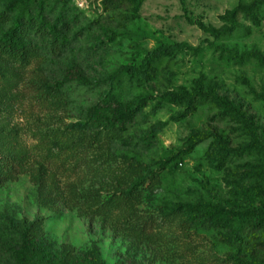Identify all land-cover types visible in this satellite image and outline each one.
Segmentation results:
<instances>
[{
	"label": "rangeland",
	"instance_id": "374dc122",
	"mask_svg": "<svg viewBox=\"0 0 264 264\" xmlns=\"http://www.w3.org/2000/svg\"><path fill=\"white\" fill-rule=\"evenodd\" d=\"M11 1L0 0V12ZM239 1L247 0H144L135 12L125 0H70L66 4L19 0L13 15L30 10L43 13L51 22L63 12L67 27L61 29V43L51 49L45 41L24 79L7 92V98H0V155L12 151L22 155L21 170L0 177V212L16 219L43 218L45 237L55 248L67 245L76 253L96 245L105 264H235L236 254L244 264H264V229L185 227L181 217L171 213L178 202L197 200L264 209V153L246 149L247 135L236 130L231 120L220 119L210 101L179 120L173 117L180 106L153 109L150 103L136 116L125 138L111 144L110 170L123 168L126 156L158 176L150 185L145 183L127 209L95 213L100 203L91 208L92 202L83 194L102 184L98 171L84 157L79 160L41 141L63 122L74 120L80 109L110 85L122 99L137 94L158 96L180 88L190 91L199 76L214 82L219 95L241 102L264 129V18L255 25L238 16L233 31L221 38L203 28H222L221 16ZM176 42L200 46L202 51L178 52L164 59L149 79L118 72L122 65H138L145 52L159 44ZM70 62L88 81L87 86L72 85L68 91L77 102L75 108L57 109L36 99L37 92L29 83L41 76L37 68L50 79H58ZM194 132L206 137L164 164L185 148L186 138ZM216 136L232 151L222 165L211 152ZM38 172L46 179L44 188L34 185ZM147 175L146 171L143 176ZM0 235L18 241L16 234L3 229ZM0 264L18 263L0 252Z\"/></svg>",
	"mask_w": 264,
	"mask_h": 264
},
{
	"label": "trees",
	"instance_id": "16d2710c",
	"mask_svg": "<svg viewBox=\"0 0 264 264\" xmlns=\"http://www.w3.org/2000/svg\"><path fill=\"white\" fill-rule=\"evenodd\" d=\"M62 1L66 4L70 0ZM107 1L114 3L117 0ZM125 1L135 12L144 2ZM18 2L19 0H12L0 12V98H7L5 96L7 92L24 79L32 61L40 56V48L45 41L50 43L51 49H55L61 43L60 37L63 34L61 29L67 27L65 26L67 17L63 12L58 13L51 22L47 21L43 13L33 14L30 10L13 15L12 9ZM238 16L258 25L264 18V0L239 1L235 7L221 16V20L225 22L222 28L216 29L212 26L203 28L215 38L224 37L236 27ZM201 51L200 46H192L186 42L162 43L146 51L138 65H122L118 72L129 78L143 76L149 79L164 59L178 52L198 54ZM37 69L42 73L41 76L29 83L31 90L37 92L36 99L57 109H70L69 106L75 108V102L70 98L68 91L72 85L80 87L88 85L79 67L72 62L67 63L58 79H50L42 69L39 67ZM208 101L216 106L220 119L231 120L235 123L236 130H241L247 135L249 143L246 149L264 153V129L258 125L254 115L248 114L241 102H236L226 95H219L216 84L208 81L205 76L194 79L190 91L180 88L178 91H166L158 96L137 94L132 98L122 99L110 85L84 110L79 108L74 120L63 122L53 134L42 136L41 141L51 149H65L69 155L79 160L84 157L85 161L92 165L93 170L98 171L102 184L83 194L92 202L91 208L100 203L96 209L94 208L95 213H109L116 208L127 209L131 202L141 195L146 187L145 183L148 182L150 185L158 176L156 172L149 170L147 165L126 156H123L125 163L123 168L110 170L108 163L111 144L125 138L124 133L134 124L136 116L150 103H153V109L166 104L180 106V111L173 117L179 120L193 113L197 105ZM205 137L206 135L198 132L192 133L185 140V148L172 154L164 164L189 152L196 142ZM211 148L214 159L220 165L224 164L232 153L217 136L212 141ZM21 160L22 155L19 152L12 151L5 156L0 155V164H4L0 177L8 172L13 174L20 171ZM146 171L148 175L144 177ZM33 182L42 188L46 185V179L41 172L33 177ZM122 184L127 188H119ZM105 189L111 190L103 191ZM42 196L45 197L43 193ZM171 213L173 216H180V223L185 227L221 231L231 226L243 225L251 231L264 229V209L260 207H227L209 200H197L178 202ZM0 225L1 230L18 236L17 243H14L0 235V252L18 264H105L96 245L76 253L67 245L55 248L45 237L43 218L16 219L5 212H0ZM234 263L244 264L243 258L236 254Z\"/></svg>",
	"mask_w": 264,
	"mask_h": 264
}]
</instances>
